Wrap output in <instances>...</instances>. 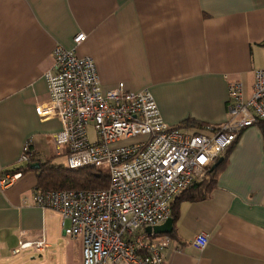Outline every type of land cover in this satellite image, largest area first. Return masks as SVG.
I'll use <instances>...</instances> for the list:
<instances>
[{
  "label": "crops",
  "instance_id": "0c3cea01",
  "mask_svg": "<svg viewBox=\"0 0 264 264\" xmlns=\"http://www.w3.org/2000/svg\"><path fill=\"white\" fill-rule=\"evenodd\" d=\"M80 32L76 54L93 60L104 89H148L166 123L201 125L180 127L190 134L221 125L228 85L241 82L249 97L264 64V0H0V172L25 163L27 142L35 162L65 157L51 138L60 120L41 119L36 106L48 99L43 75L54 47H72ZM37 174L27 170L0 191V264H41L36 254H46L43 264H81L80 239L63 231L69 221L62 226L57 211L33 202ZM201 231L208 241L198 249ZM171 232L153 238L170 239L164 264H264L260 126L241 131L207 198L180 203ZM41 236L45 249L16 259L20 243Z\"/></svg>",
  "mask_w": 264,
  "mask_h": 264
},
{
  "label": "built area",
  "instance_id": "2783aa9c",
  "mask_svg": "<svg viewBox=\"0 0 264 264\" xmlns=\"http://www.w3.org/2000/svg\"><path fill=\"white\" fill-rule=\"evenodd\" d=\"M85 37L80 32L72 47H54L52 65L43 75L48 99L36 106V113L60 120L61 129L51 138L57 153L65 155L66 167L105 165L109 183L102 189H37L33 202L57 211L62 226L69 221L63 231L80 239L81 264H164L162 249L170 239L154 240L145 227L170 217L172 199L201 178L243 129L264 121V64L254 69L249 97L241 82L228 85L221 125L190 134L163 120L148 89L130 90L123 82L104 89L93 60L76 54ZM89 126L95 130L93 141ZM30 156L27 142L22 161L29 162ZM20 176V171L2 170L0 191ZM207 241L201 231L192 244L202 249ZM46 247L41 236L13 252Z\"/></svg>",
  "mask_w": 264,
  "mask_h": 264
},
{
  "label": "trees",
  "instance_id": "16d2710c",
  "mask_svg": "<svg viewBox=\"0 0 264 264\" xmlns=\"http://www.w3.org/2000/svg\"><path fill=\"white\" fill-rule=\"evenodd\" d=\"M197 125L193 119H184L181 121L180 125L176 126L180 128L181 126ZM258 126L261 127L264 134V121L258 122ZM236 141V140H235ZM235 141L225 150L223 153V160L211 170L212 164L208 167L205 174L195 180L193 184L186 189L182 190L177 194L170 202V217L175 221L179 214V205L183 201H196L200 199H205L209 196L211 190L213 189L216 182V173L218 168L225 161L232 145ZM35 159L30 156V161L11 169V172L20 171L21 174L27 170H30V164ZM37 171V189H102L106 188L109 183V176L106 172L101 170L99 167H86L78 169H69L63 164L51 163L46 161L40 163ZM173 232L169 235L171 236ZM153 237L159 235H152Z\"/></svg>",
  "mask_w": 264,
  "mask_h": 264
},
{
  "label": "water",
  "instance_id": "95a60500",
  "mask_svg": "<svg viewBox=\"0 0 264 264\" xmlns=\"http://www.w3.org/2000/svg\"><path fill=\"white\" fill-rule=\"evenodd\" d=\"M223 160V156L219 157L211 166V170L214 169L221 161ZM40 167L39 162H32L30 164L31 169H38ZM172 218L168 217L163 223L155 225V226H147L145 227V231L148 234L160 235V234H168L172 231Z\"/></svg>",
  "mask_w": 264,
  "mask_h": 264
},
{
  "label": "rangeland",
  "instance_id": "374dc122",
  "mask_svg": "<svg viewBox=\"0 0 264 264\" xmlns=\"http://www.w3.org/2000/svg\"><path fill=\"white\" fill-rule=\"evenodd\" d=\"M184 132H188V131H185L183 129ZM88 135H89V138L91 141H93L95 138H96V134H95V130H94V127L93 126H89L88 127ZM55 162L57 163H62L66 166V158L64 156H60V157H56V160ZM101 170H103L104 172H107V166L103 165L101 167H99ZM70 223H67V227H69ZM30 255V252H28L27 250H23V251H20L18 255H16V259H19L20 257H24V259H27V261H29V256ZM36 257V260L39 262H41V264H43L44 262V257L46 256L43 255V257H39L38 254L34 255Z\"/></svg>",
  "mask_w": 264,
  "mask_h": 264
}]
</instances>
